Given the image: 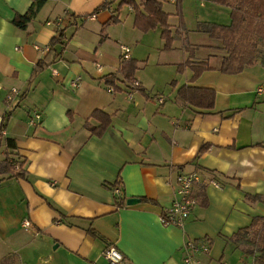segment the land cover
<instances>
[{
	"label": "crops",
	"instance_id": "0c3cea01",
	"mask_svg": "<svg viewBox=\"0 0 264 264\" xmlns=\"http://www.w3.org/2000/svg\"><path fill=\"white\" fill-rule=\"evenodd\" d=\"M34 1L0 0V124L11 112L3 132L16 139L28 175L0 181V259L15 253L21 264H110L105 251L114 245L127 264H185V244L196 239L210 245L208 253L195 254L200 264H256L247 251L253 246L233 236L264 216V48L263 58L241 72L210 69L191 82V65L178 70L179 64L220 65L210 63L215 53L207 41L215 39L198 26L230 22L197 14L191 19L182 10L183 20L177 15L172 23L168 11L177 35L170 51L177 54L164 62L174 70L152 84L136 73L139 89L119 81L122 89L114 91L101 77L122 61L125 45L111 46L108 35L111 17L120 18L113 1L120 0H45L26 28L16 26L15 16ZM207 2L231 17V6L200 0V7ZM61 29V58L31 79ZM188 43L199 49L191 51ZM129 55L135 58L132 50ZM183 85L213 88L215 106H181ZM96 109L112 114L102 137L85 125L99 123L91 117ZM36 113L41 117L33 124ZM206 143L210 147L199 155ZM180 172L201 174L195 187L200 202L183 227L165 226L161 214L175 199ZM130 198L140 201L128 204Z\"/></svg>",
	"mask_w": 264,
	"mask_h": 264
},
{
	"label": "trees",
	"instance_id": "16d2710c",
	"mask_svg": "<svg viewBox=\"0 0 264 264\" xmlns=\"http://www.w3.org/2000/svg\"><path fill=\"white\" fill-rule=\"evenodd\" d=\"M182 1L176 4L177 14L182 17ZM214 3L231 6V23L229 25H221L217 23H207V32L211 38L222 40L223 47L226 50V55L221 59L219 66H212L208 61H200L192 63L187 60L185 63L179 64L178 70L184 69L185 66L192 67L193 75L191 82H194L205 70L218 68L225 73H238L244 70L247 66H252L256 63L257 58H263V50L256 47L264 48V0H211ZM45 0H35L24 14H17L13 20L14 24L21 28H26L28 23L37 15L43 7ZM132 6L135 12L134 24L143 31L162 28L161 36L165 40V48H172L175 36L172 32V25L169 23L170 13L163 8V3L158 0H120L117 10L124 5ZM107 6L106 3L102 6ZM97 11V10H96ZM95 13V12H94ZM111 22H118V15H113ZM65 34L64 30H59V35L53 37L49 43L46 56L39 60L33 70L32 78L39 75L44 70L50 68L61 58V53L57 50V45L62 43ZM248 41L251 43L252 49H247L241 42ZM259 43V45H257ZM139 69L138 60L132 57L122 59L121 64L116 72L105 74L101 77L107 86L113 88L114 91L121 90L118 85L119 81L126 83L129 87L139 89V85H135L136 73ZM139 82V81H138ZM177 100L181 106L193 105L202 109H211L215 106L216 91L213 88L196 87L183 85L177 91ZM72 112L69 114L71 115ZM11 117V112L6 113L0 124V154L1 149H4V158L0 160V181L7 178L27 179V169L25 163L27 158L21 156L18 152L17 141L12 137H5L4 130ZM98 124H91L88 120L86 126L91 135L102 137L107 128L112 123V114L103 110L96 109L92 115ZM210 144H203L199 150V155L204 153ZM119 182L113 185L115 189ZM202 198L203 205H207L208 201L202 190L198 192ZM251 201H256L259 196L247 194ZM116 204L118 207L123 206V198L115 195ZM50 205L61 213L62 218H65L63 211L50 201ZM165 214V212L163 213ZM234 242H244L253 246V249L247 251L254 255L256 264H264V216H257L253 219L248 227L240 229L234 234ZM19 258L15 253L9 254L0 260V264H17Z\"/></svg>",
	"mask_w": 264,
	"mask_h": 264
},
{
	"label": "rangeland",
	"instance_id": "374dc122",
	"mask_svg": "<svg viewBox=\"0 0 264 264\" xmlns=\"http://www.w3.org/2000/svg\"><path fill=\"white\" fill-rule=\"evenodd\" d=\"M199 1L200 0H184L182 10H184L186 16H190L191 19H193L194 17L192 16L196 14L198 16L201 15V17L206 19H210L209 17H211V19L212 17H217L216 19L227 18V20L223 22L231 23V17L228 18L229 15L224 14V7H217L210 2H207L206 7H200ZM113 5V11H115V9L117 10L118 8L119 2L113 1ZM163 8L167 12L170 11L173 13V18L170 22L176 23L178 21V14L177 9L175 10V6L173 4L164 3ZM116 12L120 13L119 21L116 23L111 22L112 24L109 27V34L108 30L106 31V33L111 37L110 45L113 47L117 46L118 50L120 48V43L124 44L125 46L127 45L130 50H132V55L135 57V59L138 60V65H140L137 71V75H141V79L143 78L147 83H160L174 70V66H165L166 63L164 61H170L171 59H173V57L176 56L175 54H177L171 52L170 50L168 51V49L165 48V41L161 36L162 28L158 27L156 29L143 31L136 27L134 24L135 12L133 8L130 7V5L124 4L119 9V11ZM198 28L199 31H202L206 28V26L204 24H200ZM174 36H177L176 32ZM214 39V41H207L208 43H211L210 52L215 53L214 57L210 58L211 64H216L217 62L220 63L221 55L226 54V50L223 47L224 45L222 40H218L216 38ZM188 44L190 46H194L191 48V51L199 49V45L197 44ZM241 44L249 50L252 49L251 43H249L248 41L241 42ZM257 45H259V43ZM257 48L263 50L262 46L256 47L255 50ZM201 52H203L202 55L205 56L204 51H200V53ZM217 56L219 57V59ZM116 60L119 61L120 57H118ZM120 83L123 82L120 81ZM33 118H35V116ZM17 264H21L20 261Z\"/></svg>",
	"mask_w": 264,
	"mask_h": 264
},
{
	"label": "built area",
	"instance_id": "2783aa9c",
	"mask_svg": "<svg viewBox=\"0 0 264 264\" xmlns=\"http://www.w3.org/2000/svg\"><path fill=\"white\" fill-rule=\"evenodd\" d=\"M161 3L177 4L180 0H158ZM132 8V6H130ZM63 19L60 18L58 24L61 25ZM130 48L128 46L122 47V58L127 59L130 57ZM80 77H77L72 81L73 86H78ZM135 85H139L136 81ZM262 90V89H261ZM17 91L14 89L12 93L8 95V99L13 98V94ZM41 115L36 113L35 118H32L31 122L35 124L36 120L40 119ZM202 182L201 174L192 172L185 173L180 172L176 178L175 187V199L168 209L166 214H161V221L165 226L175 225L183 227L193 213L194 209L199 204L200 200L195 193V187ZM216 187H221L219 182H212ZM114 192L119 194L120 188H115ZM31 223L28 220L24 221L25 227H30ZM186 255L184 258L185 264H200L196 259L195 254L198 252L208 253L210 251V245L202 243L196 239H190L185 244ZM105 257L109 260L110 264H127L124 254L114 245H111L105 251Z\"/></svg>",
	"mask_w": 264,
	"mask_h": 264
},
{
	"label": "water",
	"instance_id": "95a60500",
	"mask_svg": "<svg viewBox=\"0 0 264 264\" xmlns=\"http://www.w3.org/2000/svg\"><path fill=\"white\" fill-rule=\"evenodd\" d=\"M138 201H140V199H137V198H130V199L127 201V203H128V204H134V203H136V202H138Z\"/></svg>",
	"mask_w": 264,
	"mask_h": 264
}]
</instances>
